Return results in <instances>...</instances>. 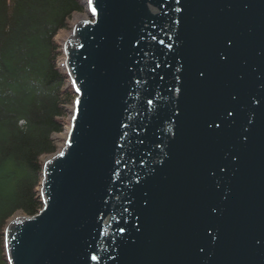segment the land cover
Instances as JSON below:
<instances>
[{"label": "water", "instance_id": "1", "mask_svg": "<svg viewBox=\"0 0 264 264\" xmlns=\"http://www.w3.org/2000/svg\"><path fill=\"white\" fill-rule=\"evenodd\" d=\"M85 3V2H84ZM77 95L9 264H264V0H89Z\"/></svg>", "mask_w": 264, "mask_h": 264}, {"label": "trees", "instance_id": "2", "mask_svg": "<svg viewBox=\"0 0 264 264\" xmlns=\"http://www.w3.org/2000/svg\"><path fill=\"white\" fill-rule=\"evenodd\" d=\"M83 11L80 0H0V264L4 227L41 210V158L58 151L53 136L70 123L76 96L54 37Z\"/></svg>", "mask_w": 264, "mask_h": 264}, {"label": "rangeland", "instance_id": "3", "mask_svg": "<svg viewBox=\"0 0 264 264\" xmlns=\"http://www.w3.org/2000/svg\"><path fill=\"white\" fill-rule=\"evenodd\" d=\"M25 2L28 3V0H25ZM80 2H81V4L83 5L84 11L81 12V13H74V14L72 15L70 21L68 22V27H69V28L59 30V31L57 32V34L55 35V37H54V40H55L59 45H61V46L64 45V42L66 41V39L68 38V36H70V33H71V29H70V28H71L75 23L79 22L81 19L86 20V19H88V17H89L88 14H87V12H86V8H85V4H84L83 0H80ZM25 5H26V4H25ZM21 7H22V6H21ZM31 9H32V8L30 7V10H31ZM13 14H14V16L16 15V10L13 11ZM23 19H24V18H23ZM24 20H25V19H24ZM60 62H61V61L59 60V61H58V64H60ZM67 111L69 112V107H67ZM67 118H69V117L66 116L65 119L67 120ZM66 130H67V126L65 127V129H64L63 132L58 133V134H55V135L53 136V138H54V142H55V144H56L58 150L61 148L62 141H63V140H62V137H64V134H65ZM50 155H52V154H50ZM50 155L43 156V157L41 158V161L46 160V159L48 158V156H50ZM38 188H39V187H37L36 189L38 190ZM16 216H24V214H23L22 212H17V213H15V214H13V216H11L10 219H9L8 221H10L12 218H14V217H16Z\"/></svg>", "mask_w": 264, "mask_h": 264}, {"label": "bare ground", "instance_id": "4", "mask_svg": "<svg viewBox=\"0 0 264 264\" xmlns=\"http://www.w3.org/2000/svg\"><path fill=\"white\" fill-rule=\"evenodd\" d=\"M81 20H83V19H81ZM60 65H61L62 68H64V65H65V64H64V58L61 59V63H60Z\"/></svg>", "mask_w": 264, "mask_h": 264}]
</instances>
